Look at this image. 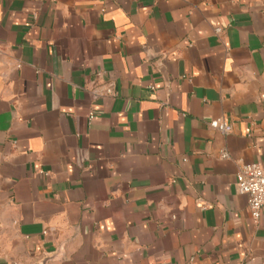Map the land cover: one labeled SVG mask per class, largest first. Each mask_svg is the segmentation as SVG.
<instances>
[{"label": "crops", "instance_id": "1", "mask_svg": "<svg viewBox=\"0 0 264 264\" xmlns=\"http://www.w3.org/2000/svg\"><path fill=\"white\" fill-rule=\"evenodd\" d=\"M262 161L264 0H0V264H264Z\"/></svg>", "mask_w": 264, "mask_h": 264}, {"label": "built area", "instance_id": "2", "mask_svg": "<svg viewBox=\"0 0 264 264\" xmlns=\"http://www.w3.org/2000/svg\"><path fill=\"white\" fill-rule=\"evenodd\" d=\"M223 135L230 133V126L221 119H215L210 123ZM226 158V153H221ZM236 190L247 197V208L254 221H257L264 210V161L242 165L236 174Z\"/></svg>", "mask_w": 264, "mask_h": 264}]
</instances>
